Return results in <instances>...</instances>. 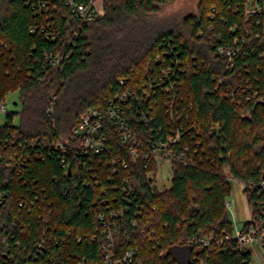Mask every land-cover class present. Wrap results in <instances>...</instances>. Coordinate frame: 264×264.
Wrapping results in <instances>:
<instances>
[{"label": "trees", "instance_id": "1", "mask_svg": "<svg viewBox=\"0 0 264 264\" xmlns=\"http://www.w3.org/2000/svg\"><path fill=\"white\" fill-rule=\"evenodd\" d=\"M174 1L104 0L103 13L82 22L67 0L47 15L30 0H0V102L17 92L21 105L0 123V264H110L106 254L129 249H137L132 264H179L181 249L188 264H251L227 201L233 181L251 217L264 201V14L248 18L245 0H200L197 15L164 18ZM235 39L231 67L216 49ZM163 67H173L188 150L160 190L154 159L113 174V158L124 155L115 137L112 153L85 157L74 129L88 109L104 112L129 91L132 130L166 136L174 119L159 89Z\"/></svg>", "mask_w": 264, "mask_h": 264}, {"label": "built area", "instance_id": "2", "mask_svg": "<svg viewBox=\"0 0 264 264\" xmlns=\"http://www.w3.org/2000/svg\"><path fill=\"white\" fill-rule=\"evenodd\" d=\"M33 2V8L40 13L47 15L51 6H55L56 0H30ZM67 4L72 13L75 14L78 20L82 22H91L99 14L93 2L91 4L78 3L75 0H67ZM244 11L248 18L262 16L264 14V3L257 0H245ZM49 19V18H48ZM53 27L50 23L46 25V29ZM236 30V28H232ZM53 39L55 34L49 35ZM239 41L234 40V44L228 43L220 45L216 49L217 56L227 60L230 66L233 67L235 57L239 53L237 45ZM60 57L54 58L53 64H59ZM173 68V67H172ZM171 67H163L159 70L160 91L167 95V115L174 121L167 124L166 136L158 137L157 139H143L132 128L125 118L123 106L132 100L131 93L124 91L123 94L116 95L110 100L106 111L101 112L97 109H88L81 117L80 123L74 129V137L78 140V149L80 154L85 157L104 156L112 153L113 146L111 138L115 137V142L122 149L123 156H116L112 161V173L119 174L122 169H127L129 161H136L143 158L145 161L154 159L160 165L169 162L170 165L174 162L185 161L188 146L182 145L184 136L181 126L180 116H177L173 110L176 98V85L172 81L173 69ZM124 85L125 81H121ZM141 100V99H140ZM260 102L264 103V94L259 97ZM6 99L0 102V113L8 112ZM112 141V142H111ZM77 159V156H76ZM111 163V162H110ZM150 166L146 164V168ZM261 191L264 193V180L260 183ZM227 206L229 202L227 201ZM261 211L256 217H251L245 222L241 228L234 231V237L238 244L247 249L251 253L253 264H264V201L260 204ZM116 215V212H112ZM103 218V217H102ZM104 219V218H103ZM111 225V226H109ZM106 227L107 237L111 241L109 249L112 247L113 232L116 224H109ZM135 225V223H133ZM201 243L208 247L210 240L204 239ZM110 252V250H108ZM137 258V249H129L121 257L111 259V255L106 254V259L110 264H132ZM190 263L188 256L187 264Z\"/></svg>", "mask_w": 264, "mask_h": 264}, {"label": "rangeland", "instance_id": "3", "mask_svg": "<svg viewBox=\"0 0 264 264\" xmlns=\"http://www.w3.org/2000/svg\"><path fill=\"white\" fill-rule=\"evenodd\" d=\"M200 0H176L165 6L162 10V16L167 19L175 17H184L186 15H197ZM102 14V13H101ZM8 112L19 113L21 105L18 101V93L13 92L6 98ZM5 122V114L0 113V123ZM15 124L19 122V116L15 115ZM173 171L169 162L162 163L159 167L157 186L160 190L168 189L172 185ZM228 212L234 226V231L241 228L242 225L251 218L250 208L245 194L243 185L237 181L232 182V194L228 198ZM189 252L181 249L175 253L179 264H187ZM253 264V263H251Z\"/></svg>", "mask_w": 264, "mask_h": 264}, {"label": "crops", "instance_id": "4", "mask_svg": "<svg viewBox=\"0 0 264 264\" xmlns=\"http://www.w3.org/2000/svg\"><path fill=\"white\" fill-rule=\"evenodd\" d=\"M103 2L104 0H94L93 2V6L99 14L103 13Z\"/></svg>", "mask_w": 264, "mask_h": 264}]
</instances>
